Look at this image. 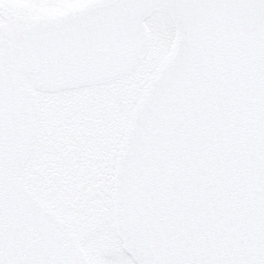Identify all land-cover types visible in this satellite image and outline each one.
Instances as JSON below:
<instances>
[{"label":"snow or ice","instance_id":"obj_1","mask_svg":"<svg viewBox=\"0 0 264 264\" xmlns=\"http://www.w3.org/2000/svg\"><path fill=\"white\" fill-rule=\"evenodd\" d=\"M0 264H264V0H0Z\"/></svg>","mask_w":264,"mask_h":264}]
</instances>
